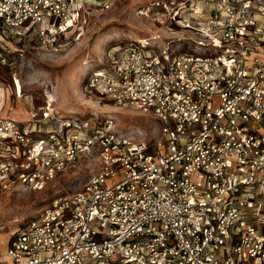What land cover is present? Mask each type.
I'll use <instances>...</instances> for the list:
<instances>
[{
  "label": "built area",
  "instance_id": "built-area-1",
  "mask_svg": "<svg viewBox=\"0 0 264 264\" xmlns=\"http://www.w3.org/2000/svg\"><path fill=\"white\" fill-rule=\"evenodd\" d=\"M86 2L0 0L1 66L24 60L15 39L33 26L43 44L70 32ZM150 8L204 40L186 52L160 35L127 41L87 86L159 120L153 139L113 114L59 116L49 96L43 117L0 115V192L42 191L96 164L10 233L0 264H264V0H152L138 13Z\"/></svg>",
  "mask_w": 264,
  "mask_h": 264
},
{
  "label": "rangeland",
  "instance_id": "rangeland-1",
  "mask_svg": "<svg viewBox=\"0 0 264 264\" xmlns=\"http://www.w3.org/2000/svg\"><path fill=\"white\" fill-rule=\"evenodd\" d=\"M151 1L115 0L104 10L94 0H88L81 10L78 25L55 42L42 43L37 34L40 26L31 27L32 31L22 41L15 39L26 53L15 69L0 64V115L19 121L29 120L32 112L43 117L41 111L52 94L59 116L73 114L84 118L113 114L122 131L137 129L146 140L153 139L161 128L159 120L133 108H116L109 99H103L87 86L89 74L109 66L118 46L127 41L160 35L159 42L168 43L174 49L185 46L182 52H186L191 50L187 43L189 38L204 40L199 33L181 32L177 24H159L155 20V9L150 8L149 16L140 15L139 9ZM47 24L45 21L44 27ZM95 165V162H85L73 167L42 191L20 188L0 192V237L5 241L1 251L9 244L10 233L19 225L37 218L56 198L79 191L96 171Z\"/></svg>",
  "mask_w": 264,
  "mask_h": 264
},
{
  "label": "bare ground",
  "instance_id": "bare-ground-1",
  "mask_svg": "<svg viewBox=\"0 0 264 264\" xmlns=\"http://www.w3.org/2000/svg\"><path fill=\"white\" fill-rule=\"evenodd\" d=\"M48 95H49V94H48ZM51 95H52V94L49 95L50 100H51V101H54V97H52Z\"/></svg>",
  "mask_w": 264,
  "mask_h": 264
}]
</instances>
